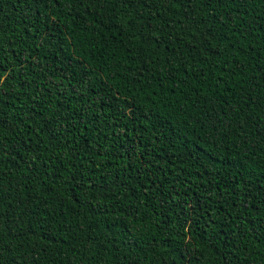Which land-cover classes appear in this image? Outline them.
I'll list each match as a JSON object with an SVG mask.
<instances>
[{
    "label": "trees",
    "instance_id": "16d2710c",
    "mask_svg": "<svg viewBox=\"0 0 264 264\" xmlns=\"http://www.w3.org/2000/svg\"><path fill=\"white\" fill-rule=\"evenodd\" d=\"M0 264H264V0H0Z\"/></svg>",
    "mask_w": 264,
    "mask_h": 264
},
{
    "label": "snow or ice",
    "instance_id": "6c2138e0",
    "mask_svg": "<svg viewBox=\"0 0 264 264\" xmlns=\"http://www.w3.org/2000/svg\"><path fill=\"white\" fill-rule=\"evenodd\" d=\"M161 3L167 4V3H175L176 0H160Z\"/></svg>",
    "mask_w": 264,
    "mask_h": 264
}]
</instances>
